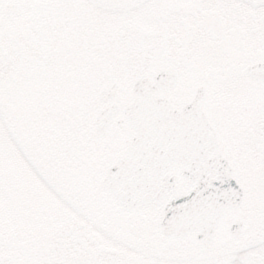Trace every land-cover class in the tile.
I'll return each instance as SVG.
<instances>
[{"label": "snow or ice", "instance_id": "obj_1", "mask_svg": "<svg viewBox=\"0 0 264 264\" xmlns=\"http://www.w3.org/2000/svg\"><path fill=\"white\" fill-rule=\"evenodd\" d=\"M0 264H264V0H0Z\"/></svg>", "mask_w": 264, "mask_h": 264}]
</instances>
